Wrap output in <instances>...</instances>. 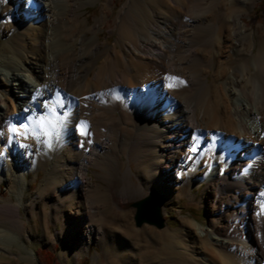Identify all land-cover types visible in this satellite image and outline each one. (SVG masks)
<instances>
[{
	"label": "bare ground",
	"instance_id": "obj_1",
	"mask_svg": "<svg viewBox=\"0 0 264 264\" xmlns=\"http://www.w3.org/2000/svg\"><path fill=\"white\" fill-rule=\"evenodd\" d=\"M150 3L148 9L155 18L153 21L142 22L139 12H126V17L140 20L142 28L138 37L128 35L126 43L123 42L126 46L121 54L124 67L119 69L113 65L108 57L112 50L106 46L105 63L95 69L90 81L84 71L78 72L76 68L83 59L81 53L73 52L69 59L71 47L64 35L74 25L70 22L67 25L65 20L71 13L65 0H0V28L26 27L33 38L37 31L41 42L38 46L33 40L27 45L20 32L17 39L21 43L5 38L0 44V131L3 132L0 137V184L3 183L8 192V197L0 201V248L24 249L18 243L25 228L19 208L23 209L28 222L30 217L40 215L47 208L48 217L54 220L61 217L62 234H69L71 240L74 235L78 236L81 247L94 237L105 239L106 225H117V220L114 221L116 210L111 209L102 221L98 218L102 214L101 204L98 189L90 187L94 184L88 181V166L96 164L105 168L111 183V201L117 207L148 193L143 191L146 176L133 173L136 181L132 180L131 167L127 163L125 166L121 158L124 154L127 162L128 158L132 159L135 144L150 147L140 151L139 158L146 150L154 154L153 159L148 160L151 171L146 175L152 178V183L147 190L160 199L172 195L170 183L188 178L185 171L189 166H186L185 158L189 151L195 149L201 155L205 148L208 152L213 146L210 153L204 154L197 173L209 182L220 179L230 186L229 200L239 211V219L225 230L211 226L205 230L208 237L204 239L200 232H195L201 258L193 255L194 247L182 244L184 236L190 235L189 230L182 232L172 227L170 230L145 226L136 229L127 222L129 231L126 233L133 237L131 247L124 248L116 242L112 245L123 250L122 260L131 258L130 264H150L152 254L162 259L158 264H218L217 255L225 259V264H264V254L260 251L264 245V234L260 236L264 233L261 211L264 209L261 207L264 205V49L253 52L252 35L243 24L236 23V16L248 10L250 4L247 0H211L212 7L206 12L197 1L192 6L187 4L188 0H151ZM220 3L227 5L224 13ZM9 13L11 15H7ZM221 14L227 19L209 21L211 15ZM195 16L200 18L193 19ZM101 21L96 19L97 27ZM228 21L231 26L227 25ZM202 22L205 23L200 25ZM221 29L223 34L218 40L216 34ZM222 37L223 44L215 47L214 42H221ZM184 38H195V42H186ZM40 47L41 52L36 53ZM182 50L191 52L196 61L216 67L210 80L205 75L208 70L198 67L195 75L187 74V79L180 76L185 83L175 88L177 80L171 77L178 76L176 70L181 60H187L185 56L175 54ZM117 53L114 45L113 54ZM87 54L88 57L95 55L92 48ZM83 66L88 69L90 60ZM131 68L133 72L126 79L125 72ZM224 75L228 80L221 79ZM120 80L127 84L126 93L121 97L128 104L118 96L113 100L109 97L118 92L114 83ZM223 83L228 85L229 102L228 109L220 111L223 107L221 90H225ZM73 87L81 92L70 97L68 90ZM37 88L40 89L38 94ZM192 92L195 99L191 97ZM54 97L62 101L59 111L68 115L59 135L52 138L50 147L32 139L8 140L9 123H25L28 117L39 116L45 111L43 104ZM7 100L11 101L13 113ZM193 101L195 105L192 106ZM118 106L121 108L115 114ZM134 117L140 119L135 126L138 128L136 133H132ZM80 121L86 122L91 133L87 139L76 131ZM212 129H218L223 141L220 139L216 145H211L214 142L211 141L208 147H199L198 144H203L202 138L211 135ZM114 133L124 138L123 146L115 142ZM21 143L28 147H20ZM64 144L67 146L65 160L57 154V149ZM250 158L255 163L248 172ZM25 163L34 166L28 183ZM38 169H42L43 174L37 188L34 194L25 195L29 194L26 184L37 176ZM119 188L124 190L119 192ZM66 203L65 215L62 206ZM128 216L129 212L123 213V219L128 220ZM182 222L181 227L188 225L191 228L190 221ZM125 225L122 224L124 228ZM238 226L246 227L247 234L236 231ZM28 229L32 231V226ZM154 240L159 243L157 250L148 245ZM63 260L68 261L65 256Z\"/></svg>",
	"mask_w": 264,
	"mask_h": 264
},
{
	"label": "rangeland",
	"instance_id": "obj_2",
	"mask_svg": "<svg viewBox=\"0 0 264 264\" xmlns=\"http://www.w3.org/2000/svg\"><path fill=\"white\" fill-rule=\"evenodd\" d=\"M196 1L198 3V6L201 7L203 10L205 9L206 12H208L212 7L210 5L211 0H188L187 4L189 6H192ZM247 1L250 4V7L248 10L241 12L236 16V23L238 25L243 24L246 30L252 35L253 45L251 46V49L253 50V52H255L258 48L264 49V11H261L260 8L258 7L261 0H247ZM65 2L71 11L70 16L66 17L65 20L67 22V25H69V22L74 25L73 29H71L68 32V34L64 35V40H66L71 47L69 53V59L72 58L73 52L81 53V57H83V59L76 68L78 72L84 71L85 76L89 77L90 81L93 79L95 69L99 65L105 63V58L107 56V53L105 52L106 46L110 47L112 50V52L108 54V57L112 59L113 65L119 66L118 67L119 69H122L124 67L122 65V63H124L123 56L121 54L126 46H124L123 42L126 43V36L128 35L131 36L135 35L136 37H138L139 31L142 28V23L140 20L125 16L127 11L139 12L138 14L141 15L142 22H147L148 19H151L152 21L155 19L152 16V13L148 9V5L151 4L150 3L151 0H65ZM221 3L219 7L222 6ZM122 7L123 9L121 10ZM222 7L224 13L225 10L224 7L227 8V5L225 4V6ZM7 10L8 9L5 10V13L7 12ZM20 10L18 11L21 13ZM119 13H120V17H117ZM222 14L221 16L211 15L209 21H215L220 18L227 19ZM7 15H11V13ZM97 18L102 20L101 25L99 27L96 26ZM197 18L200 17H196V16L193 17V19H197ZM203 23L205 22L199 24L201 25ZM227 23H228L227 25L231 26V21H228ZM158 24L160 26L161 23ZM0 29H1L0 44L5 41L4 40L5 38H9L8 40L10 42L12 41L14 43H21V41L17 39V37H19L20 35V32L23 36V40L25 44L27 43V45H29V42L33 40L34 43L37 44L38 46L41 43L38 40L39 39L38 32L34 31L35 37L33 38L31 32L27 31L26 27L20 29H14V30H11L10 28L9 29L7 28L8 30H6V28L5 29L0 28ZM222 34H223L222 29L217 32L216 37L218 36V40L222 36ZM185 36H189V35L185 34ZM180 37L182 38V35ZM223 39L224 38L222 37L221 42L215 41L214 42L215 47L221 46L223 44ZM184 41L195 42V38L192 39L184 38ZM121 43L123 44V46H121ZM114 45L118 49V53L116 55L113 54ZM89 48H92L95 54L92 57H88L87 50ZM39 49L41 50V47L38 48V51H36V53L41 52ZM214 49H215L214 47L213 49L211 48L213 52ZM81 50H83V52ZM175 54L180 57L185 56L187 59V60L182 59L181 65L176 70V74H178L179 77L174 76L178 78V80L176 81L177 83L175 84V88L185 83L184 80L180 78V76H183L184 78L187 79L185 75L187 74L188 75L190 74L192 76L195 75L198 67H202L201 69L208 70V73H206L205 75H207V78L209 80L211 75H213V73L216 70V67L214 66L209 67L208 65L202 64L200 61H196L191 52L182 50V51H175ZM87 60H90V67L88 69L83 66ZM178 69H182V70H178ZM125 71H127L126 67H125ZM132 72H133L132 68L128 72H125L126 79L127 76H130L132 74ZM225 75L228 76V73L227 74L225 73ZM225 75L224 77L226 79L221 77V79L224 81L228 80V77H226ZM180 81H183V83H180ZM114 84L116 85V91L118 92L109 94V97L113 100V98L118 96L124 104H128L126 99L121 97L122 94L126 93L127 84H125V82H123L122 80ZM223 84L225 87L224 90L225 92L221 90V93L223 94L221 98V102H222L221 105L223 104L222 105L223 107L221 108L220 111H223L225 108L228 109V106L226 105L229 102L228 101L229 96L226 89L228 85L227 83H223ZM68 92L71 97V95L77 96L78 94H80L81 91L77 87H73L69 89ZM188 94L191 93L188 92ZM192 95H193L191 96L192 99H195L194 97L195 94L193 93ZM7 104L11 113H13V107L11 101L7 100ZM193 105H195L194 101L192 106ZM120 108L121 107L119 106L116 108L115 114L119 113ZM138 121H140V119L138 117H134V125H133L132 133H136L138 131L136 130L138 128L135 127ZM211 131H212L211 135H205L202 138L203 144H198L199 147H201L202 145L204 147L205 146L208 147L211 141H214L213 144L211 145H216L218 142L223 141V138L220 136V132L218 131V129L217 130L212 129ZM113 139L120 146H123L125 144V140L120 134L114 133ZM135 145L136 146L133 150L134 151L133 153L136 156L133 155L132 159L131 157L128 158V162L126 161L127 158L124 154L121 155V158L123 159L125 166H127L126 163L130 165L131 167L130 178L132 180L136 181V177L134 174L139 173L140 176H144V177L146 176V182L144 183L145 186L143 184V186L146 187L145 188L146 190L144 189L143 191H145V193L146 192L152 193L157 197V199H159L158 201L162 205V212H163L162 218L164 220V227L157 228L156 226L146 222L137 226L134 220L136 209L132 206L126 209H120L118 206L116 207L114 203H112L111 201L112 192L110 189L111 183L108 180L109 176L105 168L96 164H92L87 167L86 174L89 177L88 181L94 184L90 187L98 189V193H97L99 197L98 202L99 204H101L100 210L102 212V214L99 215L98 218L102 221L104 216L108 215L107 213H110L111 209L116 210V211L114 210L116 212L114 221L116 222L117 220V225L116 224L114 225L109 224L108 226L106 225V227H108L106 228L108 229L106 236L107 238L102 239V238L94 237L88 241L87 245L81 247V245H79L78 243V236L74 235V237L71 240L69 234L67 233L62 234L61 217H59L56 220L48 217L47 208H44L40 213V215H37L35 217H30L28 219L29 222L25 217V213L23 209L19 208V214L20 217L24 220V226L26 229L24 228V231L19 236L18 243L23 245L24 249L21 250L13 246H2L0 248V264H41L39 259L41 249H48L49 251L53 252L54 260L52 264H97V262L99 264H130L131 258L125 257V259L122 260L121 258H123L122 256L123 250L118 248V246L116 247L112 245L114 242H116L120 246H123L124 248L131 247L133 237L128 233H126V231L127 232L129 231L127 227V222L129 226L131 225L136 229H140L145 226V227H151L154 230H163L166 228L170 230L171 227L174 228V230L177 229L182 232L183 230H189L188 234L190 235L184 236L185 239L182 242V244L185 243L187 246L194 247L195 251L193 255L201 258L203 255H202V251L198 249V245H197L198 241H196L197 238L195 232L196 233L200 232V237L204 239L208 237V234L205 230H208L211 226L212 227L218 226L220 228H224L225 230L228 228V226L234 224L235 221L239 219V214H238L239 211H237L233 207L230 201L231 200L230 199L231 191L229 190L230 186L220 179H216L213 182H209L206 180L204 176H201L197 173L198 169L202 167L201 165L204 156L206 155L205 153H210V148L213 146L210 145L211 147L208 149V152L207 149L205 148L204 150L206 151L201 155H199L197 151H189L190 154H188V156L185 158L186 159L185 162H187L186 166H189L188 170L185 171L188 172L189 175L188 178L181 179L180 181H175L172 183L169 182L170 183L169 193L172 195L169 198L164 197L160 199L157 194L153 193V191L147 190V188L150 187L152 183V178L147 177L146 174L150 173L149 171H151L149 162L151 161V159H153L154 154L151 151L146 150L144 155L141 156V158H139L140 151H143V149L147 148V146L141 144L139 145L135 144ZM66 149L67 146L65 144L61 145L57 149V154L59 156L62 155L63 160H65V157L67 155ZM215 151L216 150H214L213 152ZM251 160L252 159L250 158L251 167H249L248 172L251 171V168L255 163V161H251ZM136 166L138 167L137 168L138 170L136 169ZM33 173H34L33 164L25 163L24 174L27 183L29 182V179L30 177H32ZM42 174H43V170L38 169L37 176H35V178L32 181H30L29 184H26V193L28 192L29 194H25V195L34 194L37 185L39 183V180L42 177ZM3 187L4 184L1 183L0 201L8 197V192L5 191ZM122 190L124 189L119 188V192H122ZM11 197L13 198V195H11ZM62 207L63 209H65L62 212V214L66 215L67 214L66 209L68 207L67 203L64 204ZM261 211L262 213H264V209H261ZM125 212H129L128 220L123 219V213ZM184 220H188L191 222L192 224L191 228H189L188 225L187 226L184 225L181 227V223H183L182 221ZM124 223L126 224L125 228L124 226H122V224L124 225ZM30 225L32 226V231L28 229ZM237 229L235 230L243 235H246L248 232V229L246 227L241 229V227L238 226ZM200 230H203V232H201ZM263 234L264 233L261 232L260 236H262ZM262 237H264V235ZM139 241L141 242L142 240ZM148 245H150L151 248L155 250H157L156 248L159 247V243L156 240L152 241ZM178 247L176 246L177 249ZM212 250L216 252L214 249ZM260 251L264 254L263 252L264 245H262ZM217 254L218 253H216V255ZM63 256H65L68 259L67 262L63 260ZM257 257L259 258V256ZM217 259L219 263L217 261L216 262L218 264L221 263L225 264V259L220 257V255H217ZM161 260L162 259H158L156 257V254H152L150 258L151 261L150 264H158V262H161ZM259 263L262 264V262Z\"/></svg>",
	"mask_w": 264,
	"mask_h": 264
},
{
	"label": "snow or ice",
	"instance_id": "obj_3",
	"mask_svg": "<svg viewBox=\"0 0 264 264\" xmlns=\"http://www.w3.org/2000/svg\"><path fill=\"white\" fill-rule=\"evenodd\" d=\"M166 79L169 78L166 77ZM171 79L178 80L176 77H171ZM180 83H183V81H180ZM169 87H171V85H169ZM35 91L38 94L40 89L37 88ZM43 107L45 109L44 112L40 113L39 116L28 117L25 123H9L7 126L8 140L11 142L17 140V138H20L21 140L32 139L33 141L42 143L44 147H50L52 138L59 135L61 128H63L66 123L68 114L67 112L61 113L59 111L62 108V101L59 97H54L50 102L46 101L43 104ZM25 111L28 110L25 109ZM76 131L85 139L91 135L88 131L87 124L84 121H80L79 124L76 125ZM2 136L3 132L0 131V137ZM19 146L22 148L28 147L27 144L23 143ZM192 150L195 151V149ZM261 207L264 208V205Z\"/></svg>",
	"mask_w": 264,
	"mask_h": 264
},
{
	"label": "water",
	"instance_id": "obj_4",
	"mask_svg": "<svg viewBox=\"0 0 264 264\" xmlns=\"http://www.w3.org/2000/svg\"><path fill=\"white\" fill-rule=\"evenodd\" d=\"M118 206L120 209H126L130 206L136 209L134 220L137 226L146 222L157 228L164 227L162 205L152 193H146L136 200L126 201L118 204Z\"/></svg>",
	"mask_w": 264,
	"mask_h": 264
},
{
	"label": "trees",
	"instance_id": "obj_5",
	"mask_svg": "<svg viewBox=\"0 0 264 264\" xmlns=\"http://www.w3.org/2000/svg\"><path fill=\"white\" fill-rule=\"evenodd\" d=\"M261 11H264V0H261L259 6ZM40 262L41 264H52L54 260V255L52 251L48 249H41L40 250Z\"/></svg>",
	"mask_w": 264,
	"mask_h": 264
}]
</instances>
